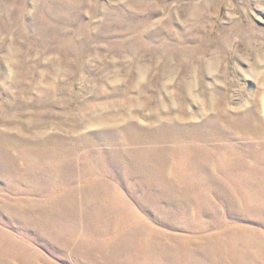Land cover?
I'll return each instance as SVG.
<instances>
[{
  "label": "rangeland",
  "instance_id": "1",
  "mask_svg": "<svg viewBox=\"0 0 264 264\" xmlns=\"http://www.w3.org/2000/svg\"><path fill=\"white\" fill-rule=\"evenodd\" d=\"M0 264H264V0H0Z\"/></svg>",
  "mask_w": 264,
  "mask_h": 264
}]
</instances>
